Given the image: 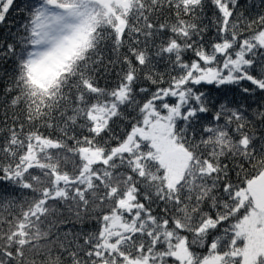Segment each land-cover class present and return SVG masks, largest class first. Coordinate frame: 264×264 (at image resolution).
Wrapping results in <instances>:
<instances>
[{
	"label": "snow or ice",
	"instance_id": "6c2138e0",
	"mask_svg": "<svg viewBox=\"0 0 264 264\" xmlns=\"http://www.w3.org/2000/svg\"><path fill=\"white\" fill-rule=\"evenodd\" d=\"M0 29V264H264V0H0Z\"/></svg>",
	"mask_w": 264,
	"mask_h": 264
},
{
	"label": "trees",
	"instance_id": "16d2710c",
	"mask_svg": "<svg viewBox=\"0 0 264 264\" xmlns=\"http://www.w3.org/2000/svg\"><path fill=\"white\" fill-rule=\"evenodd\" d=\"M18 2H19V0H18ZM255 3L259 4V0H255ZM13 17H15L16 20H19L20 19L19 16H16V14H15L14 11L9 16V19L11 20ZM6 35H7V30L6 29H0V37L6 36ZM103 83L104 82L101 81V84L102 85H103ZM230 89H231V86H226L225 88H222L221 91H227L228 96L231 97L232 96V92H231ZM202 90H204V91H211L213 93V95H219V92H217V90L215 89L214 86H204L202 88ZM84 228H85V230H91V229L95 228V225H93V224H85L84 225Z\"/></svg>",
	"mask_w": 264,
	"mask_h": 264
}]
</instances>
